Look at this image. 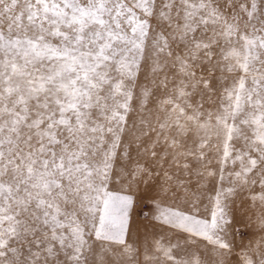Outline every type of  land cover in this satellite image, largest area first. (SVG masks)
Instances as JSON below:
<instances>
[{"label": "snow or ice", "instance_id": "snow-or-ice-1", "mask_svg": "<svg viewBox=\"0 0 264 264\" xmlns=\"http://www.w3.org/2000/svg\"><path fill=\"white\" fill-rule=\"evenodd\" d=\"M0 264H264V0H0Z\"/></svg>", "mask_w": 264, "mask_h": 264}, {"label": "rangeland", "instance_id": "rangeland-1", "mask_svg": "<svg viewBox=\"0 0 264 264\" xmlns=\"http://www.w3.org/2000/svg\"><path fill=\"white\" fill-rule=\"evenodd\" d=\"M239 215H240V209H239V206H237V216L239 217ZM241 230L243 229L241 228Z\"/></svg>", "mask_w": 264, "mask_h": 264}]
</instances>
